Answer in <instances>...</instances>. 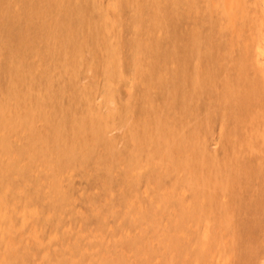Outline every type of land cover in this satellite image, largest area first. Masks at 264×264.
<instances>
[{
	"label": "rangeland",
	"instance_id": "obj_1",
	"mask_svg": "<svg viewBox=\"0 0 264 264\" xmlns=\"http://www.w3.org/2000/svg\"><path fill=\"white\" fill-rule=\"evenodd\" d=\"M263 10L0 0V264H264Z\"/></svg>",
	"mask_w": 264,
	"mask_h": 264
},
{
	"label": "bare ground",
	"instance_id": "obj_2",
	"mask_svg": "<svg viewBox=\"0 0 264 264\" xmlns=\"http://www.w3.org/2000/svg\"><path fill=\"white\" fill-rule=\"evenodd\" d=\"M34 1V0H33ZM240 1V0H239ZM242 3V2H241ZM262 4V3H261ZM261 8V7H260ZM116 9H117V7H116ZM116 9H114V10H116ZM232 9H234V7L232 8ZM108 10V9H107ZM113 10V11H114ZM264 11V10H263ZM119 14V13H118ZM120 15V14H119ZM116 20V19H115ZM230 21V20H229ZM235 24V23H234ZM238 27H240V26H238ZM156 37V36H155ZM264 42V41H263ZM263 44V43H262ZM143 55V54H142ZM255 58H256V62H257V64H263L264 63V45H261V43L260 44H258V46L256 47V52H255ZM144 60H145V58H144ZM142 65V64H141ZM143 67H144V65H143ZM146 67H147V65H146ZM140 68H138L137 70H139ZM146 70H147V68H146ZM36 71V70H35ZM153 71V70H152ZM145 77V76H144ZM131 80V79H130ZM132 82V81H131ZM142 82V81H141ZM138 83V82H137ZM140 83V82H139ZM139 85V84H138ZM141 85V84H140ZM147 85V84H146ZM110 101V100H109ZM108 103H111V102H108ZM113 105V104H112ZM20 107V106H19ZM104 107V106H103ZM161 108V107H160ZM151 114V113H150ZM156 114V113H155ZM145 115V114H144ZM156 116H157V114H156ZM160 116V115H159ZM9 117V116H8ZM160 118V117H159ZM146 119V118H145ZM165 120V119H164ZM166 121V120H165ZM146 122V121H145ZM162 122V121H161ZM3 126V125H2ZM182 126V125H181ZM12 130V129H11ZM5 131H7V130H5ZM9 131V130H8ZM4 132V131H3ZM166 132V131H165ZM3 134V133H2ZM4 135H6V134H4ZM1 137H2V135H0ZM7 136V135H6ZM14 138V137H13ZM216 139V138H215ZM216 143V142H215ZM164 149V148H163ZM151 150V149H150ZM163 152H165V151H163ZM188 151H186V153H187ZM100 153V152H99ZM31 154V153H30ZM189 154V153H188ZM173 158V157H172ZM1 159H3V157L1 158ZM5 160V159H4ZM3 160V161H4ZM7 160V159H6ZM5 162V161H4ZM17 164V163H16ZM7 165V164H6ZM23 165V164H22ZM155 166V165H154ZM21 167V166H20ZM144 167H147V166H145V163H144ZM162 167V166H161ZM5 168V167H4ZM121 168V167H120ZM110 169V168H109ZM122 169V168H121ZM161 169V168H160ZM142 170V169H141ZM145 170V169H144ZM130 172H133V171H130ZM136 172H138V170L136 171ZM180 173V172H179ZM204 173V172H203ZM112 174V173H111ZM179 175V174H178ZM161 176V175H160ZM188 176H189V174H188ZM70 177V176H69ZM136 177V176H135ZM126 178V177H125ZM137 178V177H136ZM158 178V177H157ZM200 179V178H199ZM137 180V179H136ZM195 180V179H194ZM228 180V179H227ZM147 181V180H146ZM1 182V181H0ZM200 182V181H199ZM61 183H62V181H61ZM213 183V182H212ZM230 184H231V182H229ZM216 184V183H215ZM220 184V183H219ZM226 184V183H225ZM105 185V184H104ZM227 185V184H226ZM151 186V185H150ZM229 186V185H228ZM228 186H224L225 188H227ZM4 187H6V185L4 186ZM4 187H3V189H4ZM213 188V187H212ZM153 189V188H152ZM170 189V188H169ZM222 189V188H221ZM6 190V189H5ZM144 191V190H143ZM165 191V190H164ZM170 191V190H169ZM223 191V190H222ZM226 191V190H225ZM253 191V190H252ZM6 192H7V190H6ZM162 191H160V193H161ZM224 192V191H223ZM242 192V191H241ZM3 193H4V191H3ZM2 193V194H3ZM132 193V192H131ZM144 193V192H143ZM146 193V192H145ZM159 193V194H160ZM165 193H167V192H165ZM170 193V192H169ZM184 193V192H183ZM243 193V192H242ZM163 194H164V192H163ZM162 193H161V195H163ZM185 194V193H184ZM143 195V194H142ZM141 195V196H142ZM166 195V194H165ZM179 195V194H178ZM223 195V194H222ZM3 196H4V194H3ZM178 197V196H177ZM5 198V197H4ZM150 198V197H149ZM238 198V197H237ZM151 199V198H150ZM222 199V198H221ZM224 199V198H223ZM165 200V199H164ZM163 200V201H164ZM225 200V199H224ZM0 201H1V198H0ZM89 201V200H88ZM131 201V200H130ZM133 201V200H132ZM151 201V200H150ZM223 201V200H222ZM221 201V202H222ZM2 202V201H1ZM134 202V201H133ZM226 202V201H225ZM18 203V202H17ZM202 204H203V202H201ZM212 203V202H211ZM127 204V203H126ZM222 204H224L223 202H222ZM186 205H188V203L186 204ZM201 205V204H200ZM225 205V204H224ZM138 207H139V204H138ZM191 207V206H190ZM137 208V207H136ZM159 208V207H158ZM212 208V207H211ZM12 209V208H11ZM141 209V208H140ZM213 209V208H212ZM144 210V209H143ZM203 210V209H202ZM211 210V209H210ZM219 210V209H218ZM222 210V209H221ZM25 211V210H24ZM27 211V210H26ZM133 211V210H132ZM169 211V210H168ZM185 211V210H184ZM11 212V211H10ZM138 212V211H137ZM180 212V211H179ZM182 212H183V210H182ZM210 212V211H209ZM208 212V213H209ZM133 213V212H132ZM226 213V212H225ZM199 215V214H198ZM227 215V214H226ZM136 216V215H135ZM217 215H215V217H216ZM6 217V216H5ZM173 217V216H172ZM220 216H218V218H219ZM193 218V217H192ZM200 218V217H199ZM2 219V218H1ZM132 219V218H131ZM220 219V220H219ZM218 220L219 221H221L222 219H221V217L219 218ZM4 221V220H3ZM27 221V220H26ZM177 221V220H176ZM214 221V220H213ZM215 221H216V219H215ZM149 222V221H148ZM198 223V222H197ZM201 223V222H200ZM215 223H217V222H215ZM220 223V222H219ZM224 223V222H223ZM147 224V223H146ZM157 224H158V222H157ZM208 224V223H207ZM210 224H211V222H210ZM218 224V223H217ZM216 224V225H217ZM222 224V223H221ZM147 225H149V223L147 224ZM153 225V224H152ZM171 225V224H170ZM198 226H196L195 224H194V226H196L195 228L196 229H199V226H200V224L198 223L197 224ZM205 226V224H203L202 223V230L200 231V232H202V234H201V241H200V243L201 242H203V241H205L206 240V238H208L207 237V229L204 227ZM219 225V224H218ZM218 225H217V227H218ZM223 226L225 225V223L224 224H222ZM208 226V225H207ZM221 226V225H220ZM177 227V226H176ZM183 227H185V225H183ZM191 227V226H190ZM214 227H215V225H214ZM240 227V226H239ZM188 228V227H187ZM205 228V229H204ZM211 228V227H210ZM209 228V229H210ZM222 228V227H221ZM224 228V227H223ZM229 228V227H228ZM1 229V228H0ZM167 229V228H166ZM192 229V227L190 228V230ZM194 229V228H193ZM3 230V229H2ZM189 230V231H190ZM195 230V229H194ZM194 230L190 233V236L192 235V233H195L194 232ZM223 230H225V228L223 229ZM178 231V230H177ZM198 232H199V230H197ZM218 231V230H217ZM226 231V230H225ZM225 231H224V234H225ZM174 232H176V230L174 231ZM180 232H182V230L180 231ZM180 232H178L179 234H180ZM163 233V232H162ZM173 233V232H172ZM220 233H221V231H219V235H220ZM229 233H230V231H229ZM167 234V233H166ZM178 234V235H179ZM185 234V233H184ZM184 234L182 233V235L183 236H180V237H183V239H184ZM210 234V233H209ZM217 234V232L215 233V235ZM228 233H226V235H227ZM163 235V234H162ZM161 235V236H162ZM164 235H165V232H164ZM171 235V234H170ZM174 236H178V235H175V234H173ZM194 235V234H193ZM200 235V234H199ZM214 235V236H215ZM229 235V234H228ZM166 236H168V235H166ZM172 236V235H171ZM221 236V235H220ZM219 236V237H220ZM233 236V235H232ZM169 237V236H168ZM173 237V236H172ZM226 238H227V236H225ZM229 237H230V235H229ZM239 237V236H238ZM178 239H179V242L181 243V241H182V238H179V237H177ZM188 238V237H187ZM170 239V238H169ZM181 239V240H180ZM233 239V238H232ZM171 240H172V238H171ZM177 240V239H176ZM212 240V239H211ZM218 240L219 239H217V242H218ZM222 240H224L223 238H222ZM229 240H231V239H229ZM183 241H185V242H188L189 241V239H187V241L186 240H183ZM197 241V240H196ZM207 241V240H206ZM227 241V239L224 241V242H226ZM170 242H173V241H170ZM178 242V246L180 245V243ZM216 241L214 242V244L215 243H217ZM228 242V241H227ZM226 242V243H227ZM245 242H246V240H245ZM162 243V242H161ZM166 243V242H165ZM184 243V242H183ZM189 243H190V241H189ZM223 243V242H222ZM229 243H231V242H229ZM173 244V243H172ZM207 244V243H206ZM234 244V243H233ZM169 245V244H168ZM167 245V246H168ZM184 245H186V243L184 244ZM216 245V244H215ZM218 245V244H217ZM223 245H225L226 246V244H224L223 243ZM228 245H231V244H228ZM162 246V245H161ZM181 246H183V244L181 245ZM181 246H179V248L181 247ZM192 246H194V247H196V249H197V246H196V243H195V245H193L192 244ZM199 246V248L197 249V251H199V253H201L202 251H205L206 250V247H205V250H204V245H198ZM220 246H222L221 244H220ZM219 246V247H220ZM225 246H224V248H223V246H222V248L223 249H225ZM183 247H185V246H183ZM183 247H181L179 250H182V248ZM217 247V246H216ZM219 247H217V248H219ZM227 247V246H226ZM231 247V246H230ZM174 248V247H173ZM191 248V247H190ZM207 248H208V245H207ZM214 247L212 246V248L211 249H213ZM222 248L220 249L221 250V252L222 251H224V250H222ZM232 248V247H231ZM165 249V248H164ZM163 249V250H164ZM170 249V248H169ZM184 249V248H183ZM191 249H193V248H191ZM207 251V254H211V250L209 249V250H206ZM228 251H230V249L228 250ZM228 251L226 252V253H228ZM233 251H234V249H233ZM233 251H230V252H232L233 253ZM213 252H214V249H213ZM220 252V251H219ZM219 252L217 253L218 255H219ZM220 252V253H221ZM183 253H185V252H182V254ZM187 253V252H186ZM189 253H190V251H189ZM198 253V252H197ZM171 254V253H170ZM206 254V255H207ZM216 254V255H217ZM172 255V254H171ZM184 255V254H183ZM188 255V254H187ZM206 255H205V257H206ZM196 256V255H195ZM225 256L227 257V256H229V253L226 255L225 254ZM185 257V256H184ZM210 257H211V259H213V253H212V256L210 255ZM209 257V258H210ZM217 257V256H216ZM172 258V256H170V259ZM187 258H188V256H187ZM191 258V257H190ZM189 258V259H190ZM215 258V257H214ZM224 258V257H223ZM222 258V259H223ZM193 259H195V258H193ZM207 259V258H206ZM210 259V260H211ZM216 259V258H215ZM239 259V258H238ZM112 260V259H111ZM182 260H184V259H182ZM186 260V259H185ZM219 260V259H218ZM236 260V259H235ZM242 260V259H241ZM159 261V260H158ZM167 261V260H166ZM172 261H174V260H172ZM193 261V260H192ZM191 261V262H192ZM207 262L205 263V260H204V258H203V260H202V264H203V262H204V264H208V260H206ZM214 261V260H213ZM222 261V260H221ZM185 262V261H184ZM211 262V261H210ZM215 262V261H214ZM170 263H171V261H170ZM173 263V262H172ZM186 263H187V261H186ZM185 263V264H186ZM264 263V262H263ZM165 264H167V262H165ZM194 264V263H193ZM215 264V263H214ZM219 264V263H218ZM221 264V263H220ZM238 264V263H237Z\"/></svg>",
	"mask_w": 264,
	"mask_h": 264
}]
</instances>
